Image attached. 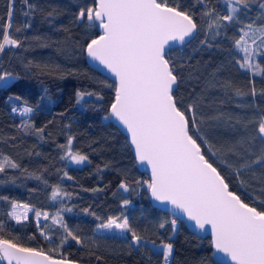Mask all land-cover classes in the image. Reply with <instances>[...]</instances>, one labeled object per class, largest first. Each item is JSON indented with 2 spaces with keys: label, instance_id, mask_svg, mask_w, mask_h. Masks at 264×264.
Returning <instances> with one entry per match:
<instances>
[{
  "label": "snow or ice",
  "instance_id": "snow-or-ice-1",
  "mask_svg": "<svg viewBox=\"0 0 264 264\" xmlns=\"http://www.w3.org/2000/svg\"><path fill=\"white\" fill-rule=\"evenodd\" d=\"M24 4L27 9L23 13L25 17L40 11L28 0H24ZM217 4L223 5V11ZM14 5L15 0H9L7 20L0 24V55L6 50H28L26 42L29 37L15 38L11 32ZM46 15L55 19L59 13L53 8ZM73 23L83 25L88 31L100 30L98 36L87 40L82 51L115 78L114 84L107 85L114 88V98L103 119H114L126 130L136 161L151 170L149 180L135 181V185H146L153 200L178 210L195 229L210 231L211 245L227 258H222L220 264H264V198L257 197L259 207L246 203L241 195L230 190V181L222 174L224 169L231 170L241 186L245 185L241 176L255 177L259 172L264 177V108L255 103L257 95L264 98V88L258 93L255 86L256 77L264 78V0H177L175 3L168 0H91L90 4L79 6ZM31 26L30 20H25L15 32H25ZM230 30L234 35L238 34V38L229 36ZM199 35L204 37L199 40V45L206 49L220 48L221 41L231 42L232 47L222 50L230 57L228 63L234 62L239 71L249 76L250 90L245 93L239 88L234 89L231 81L220 82L219 89L229 100L232 99L230 91H234L236 97L250 95L252 103L236 106L253 109L251 117L247 113L232 115L219 107L214 114H205L203 108L212 107L211 104L205 105L204 100L216 89V73L211 74V79L200 92L192 89L187 102L183 95H177L181 86H187L193 76L191 72L187 78L182 75L188 61L177 60L171 53ZM31 40L40 42L42 37L33 36ZM24 67L29 71L39 69L40 74H45L44 69H51L47 74H55L59 79L65 75H78L76 69L65 74L60 65L39 64L31 60ZM222 67H218L217 72ZM20 79L19 73L0 67V90L14 87ZM93 98L96 102L104 100L100 91L77 89L75 92L77 105L83 106ZM7 101L19 102L21 97L10 94ZM35 111L36 108L27 102L11 107V112L19 113L21 117ZM65 127L70 128V125ZM46 128L47 125L37 128L29 120H22L17 126L18 131L35 135L40 140L44 139ZM216 129L229 131L235 138L217 143L211 138ZM74 141L75 136L69 134L66 142L58 145L63 153L60 159L74 165L90 164L87 154L74 149ZM6 169H21V165L0 152V174ZM22 171L26 173L27 169ZM32 176L42 179L35 174ZM63 177L72 179L67 171L63 172ZM43 182L48 183L47 180ZM119 189L125 193L136 191L124 181L119 184ZM71 197L72 193L65 191L60 184L51 186L52 201L62 202ZM0 202L10 206L11 210L5 215L17 224L28 219L31 210L28 204H21L6 195H0ZM131 204L130 199L122 198L120 207L127 209ZM72 211V207L63 203L51 217L48 212L36 211L37 227L45 240L51 237L40 226L41 217L45 221L51 218L52 226H58L61 232L58 245L50 247L47 252L43 248L18 243L19 237L5 238L2 234L5 221L0 219V260L7 261V264H82L81 260L70 259L60 252L71 240L85 249L89 257L101 262L104 257L99 254L100 242L113 239L126 247L127 255L135 252L145 257L148 264L153 256H158L162 257V264H170L173 243L162 239L157 244L155 240L147 239L130 223L129 215L121 212L102 220L91 206L83 208L85 215L101 221L95 226L94 234L86 237L77 234L66 222L63 214ZM166 215H172V218L161 220L157 227L169 232L168 239L171 240L178 231V217L171 213ZM113 232L117 235H107ZM51 253H57L60 258Z\"/></svg>",
  "mask_w": 264,
  "mask_h": 264
},
{
  "label": "trees",
  "instance_id": "trees-1",
  "mask_svg": "<svg viewBox=\"0 0 264 264\" xmlns=\"http://www.w3.org/2000/svg\"><path fill=\"white\" fill-rule=\"evenodd\" d=\"M28 2L37 5L40 11L25 17L23 13L27 9L24 0H15L11 29L15 38L29 37V41L26 42L28 50L25 48L6 50L0 55V67L3 70L19 73L21 76L14 87L0 90V152L12 157L21 165V169H6L5 173L0 174L2 181L0 195L28 204L33 212H48L50 217L56 213L62 203L66 204L73 208L72 212L63 214L66 222L77 234L86 237L94 234L95 226L101 221L85 215L82 212L83 208L91 206L102 220H106L108 216H118L123 212L130 216V223L147 239L155 240L157 244L162 239L173 243L174 250L170 264H201V262L220 264L211 258L209 237L190 232L180 220H178L177 233L169 240V232L161 231L157 226L163 219L170 220L172 215H166L167 211L149 202L146 185L142 184L139 187L135 185V181L148 180L147 176L135 164L125 136L110 119H103L114 96V88L107 85L114 82L89 67L82 51L87 40L97 35L98 29L88 31L83 25L73 23L74 14L78 12L79 6L90 4L91 0H28ZM168 2L175 3L177 0H168ZM8 3L9 0H0V18H3L0 19V24L7 20ZM217 7L223 11V5L217 4ZM53 8L59 13L55 19L46 15ZM25 20H30L31 28L16 33L15 28L21 27ZM228 34L233 39L238 38V34L234 35L231 30ZM33 36H40L42 40L33 41L31 40ZM203 38V35H199L171 53L177 60L183 58L188 61L182 75L187 78L191 72L193 76L187 86H181L177 95H183L187 102L189 92L192 89L197 93L200 92L201 87L211 79V74L216 73V89L212 90L204 100L205 105L211 104L212 107L205 106L203 108L205 114L212 115L219 107L232 115L247 113L251 117L253 109L236 106L252 103L250 95L236 97L234 91H230L229 95L232 99L229 100L219 89L220 82L231 81L234 89L239 88L245 93L250 90L249 76L239 71L234 62L228 63L230 57L222 50L232 47L231 42L221 41L220 48L206 49L199 45V40ZM198 47L200 51L195 50ZM29 60L39 64L60 65L65 74L76 69L78 75H65V78L59 79L55 74H47L51 69H44L45 74H40V70L35 68L29 71L24 67ZM221 65H223L222 69L217 72V68ZM197 76L200 77L199 80L195 79ZM255 79L259 93V90L264 88V78ZM77 89L100 91L104 100L96 102L93 98L83 106L77 105L75 103ZM10 94L19 95L21 101H7V96ZM221 101L224 103L221 104ZM23 102L36 108V111L27 117L11 112L13 105ZM255 103L260 108H264V98L259 95L255 98ZM22 120L31 121L37 128L47 125L44 139L40 140L35 135H25L18 131L17 126ZM66 125H70V128H66ZM48 133H51V136ZM69 134L75 136L74 149L87 154L90 164L71 165L60 159L63 153L58 145L64 144ZM211 138L217 143H224L234 139L235 136L224 129H216ZM98 166L101 169L99 171ZM22 169H27V172H23ZM64 171L72 177L71 180L63 177ZM32 174L41 176L42 179L37 180ZM222 174L230 181V190L241 195L246 203L260 206L257 197L264 198V191H261L264 188V177L260 176L259 172L255 177L241 176L240 179L245 181L244 186L240 185L231 170L224 169ZM44 180H47V185ZM122 181L135 187L136 191L123 192L119 189ZM56 184H60L65 191L72 193L71 199L65 198L62 202L52 201L51 186ZM122 198L132 201L127 209L120 207ZM10 210V206L0 202V219L5 221L2 234L5 238L19 237L18 243L43 248L46 252L50 247L55 248L58 245L61 232L58 226H52L51 218L47 221L41 218L39 221L40 226L51 237L50 240H45L40 235V228L37 227L32 213L28 214L27 220L17 224L15 220L5 215ZM158 232L161 234L158 235ZM107 235L114 237L117 234L107 233ZM33 236L35 239H31ZM100 243L99 254L104 257L101 262H97L95 257H89L85 249H81L71 240L60 252L70 259L81 260L84 264H148L145 257L135 252L127 255L126 247L117 240L109 239L106 243L104 241ZM51 254L59 256L57 253ZM161 263L162 257H152L151 264Z\"/></svg>",
  "mask_w": 264,
  "mask_h": 264
},
{
  "label": "water",
  "instance_id": "water-1",
  "mask_svg": "<svg viewBox=\"0 0 264 264\" xmlns=\"http://www.w3.org/2000/svg\"><path fill=\"white\" fill-rule=\"evenodd\" d=\"M100 34V30L98 29V33L96 36H98ZM95 36V37H96ZM93 37V38H95ZM84 59L87 63V65L93 69H95L96 71H98L99 73H101L102 75L106 76L107 78H109L110 80H112L113 82H115V78L110 74L108 73L105 69H103L102 66H99L97 65L95 62L91 61L87 56L86 54L84 53ZM114 98V96H113ZM109 108V107H108ZM112 121V123L120 130V132L125 136V139L128 143V146L130 148V151L134 157V161H135V164L137 165V167L139 168V170H141L142 172H144L147 176V179L149 180L150 179V176H151V170L149 167H147L146 165H143V164H140L136 161L135 159V155H134V149L133 147L131 146L130 144V137L129 135L127 134L126 130L121 126L119 125L114 119H110ZM147 197H148V200L149 202L155 206V207H158L162 210H165L167 211L168 213H171V214H174L175 216L178 217V220H180L181 222H183V224L185 225V227L192 233L196 234V235H200V236H205L207 235L209 237V242H210V246H211V258L217 262L220 263L221 259L223 258L224 260H227L226 257H223V254L221 253H217L214 249V247L211 245V233L210 231L208 232H200L199 230L195 229L192 225L191 222L187 221L186 217L183 216L182 213H179L178 210H175V209H172V207L170 205H166V204H161L155 200H153L149 194V192L147 191ZM55 258H60L59 256H55L53 255ZM0 264H7V261H4V260H0ZM84 264V263H82Z\"/></svg>",
  "mask_w": 264,
  "mask_h": 264
},
{
  "label": "rangeland",
  "instance_id": "rangeland-1",
  "mask_svg": "<svg viewBox=\"0 0 264 264\" xmlns=\"http://www.w3.org/2000/svg\"><path fill=\"white\" fill-rule=\"evenodd\" d=\"M18 114H19V113H18ZM67 163H68V164H71V163L68 162V161H67ZM71 165H74V164H71ZM122 191H123V190H122ZM19 203H20V202H19ZM21 204H24V203H21ZM30 208H31V207H30ZM40 212L43 213L42 211H40ZM30 213H32L34 220L37 222V218H36V216H35L36 211L33 212L32 208H31V210L28 212V214H30ZM41 218H43V217H41ZM41 218H40V219H41ZM39 221H40V220H39ZM113 233H114V232H113Z\"/></svg>",
  "mask_w": 264,
  "mask_h": 264
},
{
  "label": "built area",
  "instance_id": "built-area-1",
  "mask_svg": "<svg viewBox=\"0 0 264 264\" xmlns=\"http://www.w3.org/2000/svg\"><path fill=\"white\" fill-rule=\"evenodd\" d=\"M162 264V263H161Z\"/></svg>",
  "mask_w": 264,
  "mask_h": 264
}]
</instances>
